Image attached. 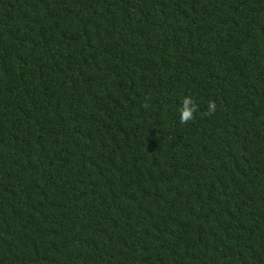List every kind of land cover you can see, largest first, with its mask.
Wrapping results in <instances>:
<instances>
[{
	"label": "trees",
	"instance_id": "16d2710c",
	"mask_svg": "<svg viewBox=\"0 0 264 264\" xmlns=\"http://www.w3.org/2000/svg\"><path fill=\"white\" fill-rule=\"evenodd\" d=\"M0 264H264V0H0Z\"/></svg>",
	"mask_w": 264,
	"mask_h": 264
},
{
	"label": "clouds",
	"instance_id": "9594fccd",
	"mask_svg": "<svg viewBox=\"0 0 264 264\" xmlns=\"http://www.w3.org/2000/svg\"><path fill=\"white\" fill-rule=\"evenodd\" d=\"M198 104L191 96H185L182 99V104L180 107V123L187 124L195 119V114L198 111ZM217 110V105L215 101H209L207 108V115H213Z\"/></svg>",
	"mask_w": 264,
	"mask_h": 264
}]
</instances>
